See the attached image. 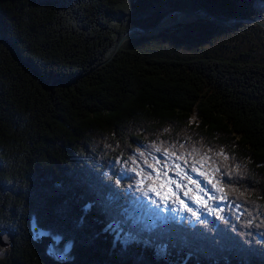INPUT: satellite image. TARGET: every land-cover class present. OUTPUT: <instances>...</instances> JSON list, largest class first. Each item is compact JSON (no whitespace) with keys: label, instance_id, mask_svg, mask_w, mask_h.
<instances>
[{"label":"trees","instance_id":"1","mask_svg":"<svg viewBox=\"0 0 264 264\" xmlns=\"http://www.w3.org/2000/svg\"><path fill=\"white\" fill-rule=\"evenodd\" d=\"M257 3L0 0V228L15 232L0 264H264L259 46L233 57L177 51L223 37L238 47L234 31L263 33L247 23L264 19ZM180 12L231 24L197 21L124 40ZM156 160L180 163L209 188L215 211L147 217L137 172L156 175L148 167ZM177 177L170 195L190 197L196 183ZM54 238L71 245L68 260L51 254ZM182 242L190 247L178 255Z\"/></svg>","mask_w":264,"mask_h":264},{"label":"rangeland","instance_id":"2","mask_svg":"<svg viewBox=\"0 0 264 264\" xmlns=\"http://www.w3.org/2000/svg\"><path fill=\"white\" fill-rule=\"evenodd\" d=\"M256 8H258L259 10L264 12V3H257L256 4ZM176 17H177V15L170 16L163 24L166 25V24L172 23L176 19ZM253 19H258V18H253ZM253 19H249L247 21V23H250V24L251 23H255L253 21ZM200 21H214V20H212L210 18V20H200ZM261 21L264 22V19H262ZM195 22L196 21L185 22V23L180 24V25H178L176 27H179V26H182V25H186V24H190V23H195ZM219 22H221V21H219ZM222 23L231 24V21H229V22H224L223 21ZM163 24H161L160 26H162ZM172 29H174V28H172ZM172 29H170V30H172ZM256 31L257 32L249 31L251 36H248V35H246L244 33H240V31H234V32H236V35L234 36V40L238 44V47L237 46L233 47V46H228V45H227L228 47L224 46L222 42L226 41V43H227L228 39L226 37H223V38L220 39L221 43H218V44L204 45V44H199V43H193V44H191L192 46L185 48L186 51H185V49H184V52H181V49H177V51L182 53V54H185V55H188V54H196V55H198L199 53H202V52L208 51L211 48H214L215 50L220 52L222 55L233 57V56H239L240 51H247L250 48H254V46L258 45L259 46L258 52H255V56H257L259 58V60H261V59H264V39L261 38L262 36H264V32L262 33L260 30H256ZM178 36L181 37V34H178ZM173 46H175V45H173ZM79 193H81L80 190H79ZM80 195L82 196V194H80ZM78 199L79 198H77V201H78ZM197 204H198V207H196V209L194 211V213L196 215L200 214V211H201V208L199 207L200 201ZM85 209L88 210L89 206H87ZM53 241H54V244H53V246L51 247V250H50L51 254L54 257L58 258V259H66V260H68L70 258L71 245L67 244L66 246H62L61 245V241H60L59 238H54ZM189 247H190L189 244H186L185 242H182L180 244V248L177 250L178 255L187 254L188 253L187 249H189ZM3 249H7V248H3Z\"/></svg>","mask_w":264,"mask_h":264},{"label":"snow or ice","instance_id":"3","mask_svg":"<svg viewBox=\"0 0 264 264\" xmlns=\"http://www.w3.org/2000/svg\"><path fill=\"white\" fill-rule=\"evenodd\" d=\"M155 151L157 152H160L162 151L161 148L157 147L155 149ZM165 152V155L168 156V157H172V156H175V152H167V150H164ZM221 153H218V155H220ZM141 156H143V153H141ZM180 157H177V159H179ZM145 163H147V160H145ZM185 163H187V161H185ZM148 167L149 168H152L153 169V172L156 173V175H153L152 172H148V173H144L143 170L141 169L139 172H137V175H141V179L139 181V191L141 193H144L145 195L148 194V192H156V189L153 188V184L159 180L161 181V184H164V183H169L170 185H175L176 188H181V185L173 180L170 176H169V171L170 170H174V169H178L180 168V165L179 164H175L174 165V168L170 169L169 168V163L168 161H165L163 163V165L160 164V161L159 160H156L154 164H148ZM133 171H136L135 168H133ZM192 171L194 172H198V169H196L195 167L192 168ZM215 171H219V169H216ZM201 175H203V173H200ZM177 175H180V173H177ZM184 176L186 177V179L192 183H196V189L197 191L199 192H203L204 190L202 188H200V185L199 183L195 182V181H192V178L190 176H187V174L185 173ZM211 182V181H209ZM189 191H191V189H189ZM156 194L158 196H160L161 200H164V196L160 193V192H156ZM185 195H188V192L185 191L184 193ZM195 192L193 193V199L195 198ZM214 197H209V199H213ZM223 199H227V197H223ZM168 200H171L172 203H175L176 201L174 199H172L171 197L168 198ZM168 200H165V203H168ZM155 203V201H154ZM181 203H183L181 201ZM204 207H207V202H205L204 205H202ZM186 207V206H185ZM188 211H191V209H187ZM156 214H159V209H154L153 210ZM215 211V210H213ZM195 214V213H193ZM221 219H224L222 216L220 217ZM127 242V241H126Z\"/></svg>","mask_w":264,"mask_h":264},{"label":"water","instance_id":"4","mask_svg":"<svg viewBox=\"0 0 264 264\" xmlns=\"http://www.w3.org/2000/svg\"><path fill=\"white\" fill-rule=\"evenodd\" d=\"M177 15L176 19L170 23V24H166V25H162L153 29H149V30H145L142 33H137L136 32H132L130 34H128L124 40H129V39H135V38H143L149 34H159V33H163L165 31H168L172 28H175L176 26L183 24L185 22H189V21H200V20H210V18L212 20H218L221 22H229L230 19L229 18H224V17H214L212 16L210 13L208 12H180L175 14ZM253 21L260 25L261 27L264 28V22L261 21L260 19H253ZM14 50V49H12ZM15 238V232L10 230V229H5V228H0V247L2 248H9L12 246L13 241Z\"/></svg>","mask_w":264,"mask_h":264}]
</instances>
